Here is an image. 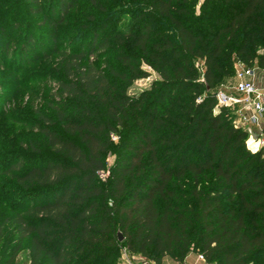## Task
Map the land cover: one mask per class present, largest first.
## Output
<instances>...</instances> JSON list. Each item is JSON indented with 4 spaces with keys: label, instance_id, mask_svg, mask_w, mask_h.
Segmentation results:
<instances>
[{
    "label": "trees",
    "instance_id": "1",
    "mask_svg": "<svg viewBox=\"0 0 264 264\" xmlns=\"http://www.w3.org/2000/svg\"><path fill=\"white\" fill-rule=\"evenodd\" d=\"M81 1L0 0V69L56 68L45 152L2 163L0 264L27 244L29 264H264V148L217 100L239 65L264 71V0H87L63 41Z\"/></svg>",
    "mask_w": 264,
    "mask_h": 264
},
{
    "label": "rangeland",
    "instance_id": "2",
    "mask_svg": "<svg viewBox=\"0 0 264 264\" xmlns=\"http://www.w3.org/2000/svg\"><path fill=\"white\" fill-rule=\"evenodd\" d=\"M89 6L90 4L87 0L80 2L78 8L72 14L69 23L60 29L61 40L65 41L68 37L77 33L78 28L76 25L78 22L82 21L83 14L86 13ZM16 50H18L17 43L14 45V53L11 56V62L14 61L17 56L16 54L18 51L16 52ZM105 56L106 55H100V59H96L95 62L105 66ZM10 68L11 67H9V69ZM9 69H0V79H4L9 86V88L4 91L0 90V99L2 102L0 104V170L3 166L2 163L18 151H25L26 153L23 154L29 159H39L40 153L42 151L45 152L44 142L42 141L41 135L35 129V126L37 123H40L39 115H52L47 104L55 89V86L45 85L43 83L47 76L55 75L56 68L52 62L41 60L24 69L22 68L21 76L18 79L19 81L14 80L15 78L12 76V70ZM144 69L150 73V77L136 82L130 89L131 95H137L141 91L148 89L152 82L158 78L150 68L144 67ZM19 84L20 86H17ZM33 148L35 150H33ZM113 160L114 159L110 157L111 163ZM9 185L10 182L0 175V196L10 189ZM5 214L6 209L0 202V219ZM13 240L14 237L8 233L3 246L0 248V263L2 251L5 252L7 244L9 242L12 243ZM28 246L29 244L26 245L23 252L18 257L17 264L30 263ZM122 258L121 255L120 264H126ZM136 258L137 262L144 259L141 256H136ZM197 258V253L191 254L188 263L194 264ZM170 264L179 263L170 262Z\"/></svg>",
    "mask_w": 264,
    "mask_h": 264
},
{
    "label": "built area",
    "instance_id": "3",
    "mask_svg": "<svg viewBox=\"0 0 264 264\" xmlns=\"http://www.w3.org/2000/svg\"><path fill=\"white\" fill-rule=\"evenodd\" d=\"M254 76V69L244 68L237 70V78L239 80L234 91L237 96L233 95V91L221 90L217 94V100L221 107L231 108L236 104H241L245 109H252L258 114L264 113V94L259 90V88L251 81L249 78ZM245 122L248 121L247 118L244 119ZM250 148V146H249ZM197 262L199 264H208L205 257L202 254H197ZM122 260L126 264H155L146 259L137 262V258L133 257L127 250L122 252ZM184 264H188L185 262Z\"/></svg>",
    "mask_w": 264,
    "mask_h": 264
},
{
    "label": "crops",
    "instance_id": "4",
    "mask_svg": "<svg viewBox=\"0 0 264 264\" xmlns=\"http://www.w3.org/2000/svg\"><path fill=\"white\" fill-rule=\"evenodd\" d=\"M241 69H244V66L239 65L238 70H241ZM249 80H251L259 88V90L264 94V71L263 70L256 67L254 69V76L252 78H249ZM238 82H239L238 78L235 77L234 79L226 82L225 85H223L222 90H229V91L232 90L233 95L238 97V95L234 91ZM229 109L232 110L236 115V124L246 129L249 132L250 140L248 142V145L250 146L251 142H253L254 144H258V147L256 148H253L250 146V148H252L251 150L258 151L261 148H264V113L260 115L252 109H245L241 104H236ZM245 118H247L248 121L245 122L244 120ZM190 255L186 259L187 263H188V259ZM133 257H136V256H133ZM170 262H173V261L170 259H167L165 261V264H170ZM194 264H199V263L196 260Z\"/></svg>",
    "mask_w": 264,
    "mask_h": 264
},
{
    "label": "water",
    "instance_id": "5",
    "mask_svg": "<svg viewBox=\"0 0 264 264\" xmlns=\"http://www.w3.org/2000/svg\"><path fill=\"white\" fill-rule=\"evenodd\" d=\"M124 240L123 235L119 233V241L122 242Z\"/></svg>",
    "mask_w": 264,
    "mask_h": 264
}]
</instances>
